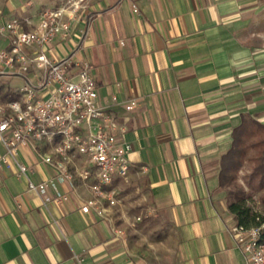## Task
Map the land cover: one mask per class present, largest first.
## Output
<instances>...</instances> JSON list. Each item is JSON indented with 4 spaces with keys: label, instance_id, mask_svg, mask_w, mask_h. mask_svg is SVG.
<instances>
[{
    "label": "crops",
    "instance_id": "obj_1",
    "mask_svg": "<svg viewBox=\"0 0 264 264\" xmlns=\"http://www.w3.org/2000/svg\"><path fill=\"white\" fill-rule=\"evenodd\" d=\"M65 1L0 0V50L5 23L27 19L31 30ZM43 50L70 57L73 71L88 65L98 104L125 127L129 172L100 217L80 211V183L49 187L68 200L44 208L25 177L0 167V264H249L217 172L241 117L264 125V0H84ZM22 85L0 75V105ZM41 154L17 150L35 184L55 174Z\"/></svg>",
    "mask_w": 264,
    "mask_h": 264
},
{
    "label": "built area",
    "instance_id": "obj_2",
    "mask_svg": "<svg viewBox=\"0 0 264 264\" xmlns=\"http://www.w3.org/2000/svg\"><path fill=\"white\" fill-rule=\"evenodd\" d=\"M83 1L66 0L60 7L42 9L31 30L24 29L27 19H12L2 26L9 34V45L0 50V75H17L23 85L16 99L0 105V167L25 177L27 189L42 200L44 208L68 200L56 189L49 197V187L69 185L75 190L78 182L88 193L80 211L94 210L105 217L117 202L115 184L125 181L129 172L131 146L122 139L125 127L98 104L86 63L73 71L70 57L52 61L43 50L57 36L68 34L70 20L83 8ZM132 11L137 13L135 6ZM123 107L131 111L135 101ZM26 147L41 149V161L54 169L53 177L38 184L27 178V167L17 160V150ZM231 235L249 264H264L263 223L249 228L235 224Z\"/></svg>",
    "mask_w": 264,
    "mask_h": 264
},
{
    "label": "trees",
    "instance_id": "obj_3",
    "mask_svg": "<svg viewBox=\"0 0 264 264\" xmlns=\"http://www.w3.org/2000/svg\"><path fill=\"white\" fill-rule=\"evenodd\" d=\"M245 166L247 173L239 178ZM217 184L226 191L227 208L237 225L264 224V215L249 205L257 201L264 210V125L241 117L231 131L229 148L218 160Z\"/></svg>",
    "mask_w": 264,
    "mask_h": 264
},
{
    "label": "rangeland",
    "instance_id": "obj_4",
    "mask_svg": "<svg viewBox=\"0 0 264 264\" xmlns=\"http://www.w3.org/2000/svg\"><path fill=\"white\" fill-rule=\"evenodd\" d=\"M10 84H12V85H15V86H19V85H21V81L19 80V79H16V78H14V79H12L11 81H10ZM247 169H248V167L247 166H245L243 169H242V171L241 172H239V178H242L246 173H247ZM240 182V181H239ZM249 205L256 211V212H259V213H261V214H263L264 215V210H263V208L261 207V205L256 201V202H250L249 203Z\"/></svg>",
    "mask_w": 264,
    "mask_h": 264
}]
</instances>
